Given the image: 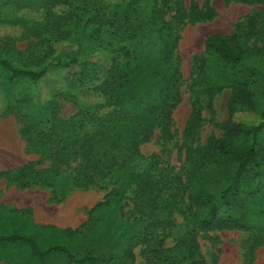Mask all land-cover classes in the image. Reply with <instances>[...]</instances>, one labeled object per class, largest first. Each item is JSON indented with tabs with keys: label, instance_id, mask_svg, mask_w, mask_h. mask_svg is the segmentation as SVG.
<instances>
[{
	"label": "rangeland",
	"instance_id": "374dc122",
	"mask_svg": "<svg viewBox=\"0 0 264 264\" xmlns=\"http://www.w3.org/2000/svg\"><path fill=\"white\" fill-rule=\"evenodd\" d=\"M32 3L35 8L15 10L0 0V55L17 66L35 65L44 55L51 54L47 36L34 28L44 19V10L38 8L37 0ZM77 3L74 1V5ZM52 7L57 15L69 13L62 3ZM137 7L130 23L118 30L108 25L93 30L79 11L71 24L77 38L56 45L63 61L68 60L67 53L76 54L78 62L71 66L50 67L37 82L10 80L0 75V212L13 218L19 216L15 211L29 209L28 223L72 229L80 226L69 249L79 257L90 251L97 264H160L152 252L158 243L150 236L157 235L162 239V247L170 248L193 227L202 209L188 203L191 190L185 185V169L203 150L208 137L222 135L227 103L235 91L233 74L245 75L255 103V112L237 113L235 119L257 123L264 111V0H140ZM234 32L251 55L230 68L204 50V40L211 34ZM166 47L171 58L157 62L156 67L164 72L174 68L179 71L174 89L163 93L171 96L166 99L169 107L166 102L158 103L157 79L153 80V92L144 99L148 100L145 101L149 112L168 108L170 116L157 122L151 137L139 145L141 157L133 162L139 169L148 168L153 162L154 173L161 172L163 177L172 178L174 186L180 185L177 199L183 203L179 202L176 209L161 210L160 217L168 219L169 225L148 235L147 219L139 216V210L156 213L161 206L154 209L148 197L136 187H128L118 200L108 197L111 203H118L108 207V212L90 213L109 191L118 187L117 174L110 172L88 187L71 186L68 177L75 174L78 160L51 166L47 155L27 146L19 116H32L42 128L49 127L53 117L72 118L75 127L83 124L87 130L101 119L111 121L120 117L127 110L123 105L94 107L102 100L99 90L105 73L114 63L132 65L143 58L157 60ZM143 76L147 77L145 72L136 85ZM207 87L212 89V97L204 92ZM193 101L201 117L194 125L190 122ZM257 148H264V128L258 135ZM50 166L56 171L52 172ZM23 167L39 171V178L26 184V178L12 174ZM234 171L230 164L206 165L202 175L207 190L218 196ZM188 204L190 208H186ZM244 208V216L249 220L255 213L264 212V194L246 202ZM220 212L240 216L238 210L228 207H221ZM194 235L204 264H264V230L213 228L196 230ZM129 247L132 259L125 257ZM25 260L26 252L17 250L9 260L0 259V264H25ZM39 264L63 263L55 255Z\"/></svg>",
	"mask_w": 264,
	"mask_h": 264
},
{
	"label": "trees",
	"instance_id": "16d2710c",
	"mask_svg": "<svg viewBox=\"0 0 264 264\" xmlns=\"http://www.w3.org/2000/svg\"><path fill=\"white\" fill-rule=\"evenodd\" d=\"M2 1L11 4L15 10L36 7L32 3L33 0ZM37 1L38 8L44 10V19L35 25V32L47 36L51 54L44 55L35 65L25 66H17L10 59L0 55V75L10 80L37 82L45 77L50 67H67L77 63L78 58L73 52L67 53V61L61 60L62 53L57 51L56 45L74 42L73 39L77 38V33L73 31L71 24H74V17L78 16L79 11L82 13L80 17L86 16L85 24L90 23L93 30L98 31L102 25L118 30L130 23L132 13L138 8L137 2L140 0H114L112 3L107 0ZM74 1H78L77 5H74ZM57 3L66 6L69 13L55 14L52 5ZM70 10H73L74 14ZM204 50L215 55L220 63L230 68H234L246 56L251 55V51L237 32L207 36L204 40ZM170 58L171 52L166 47L157 60L143 58L132 65L114 63L105 73L99 90L102 100L95 103L94 107L123 105L127 110L122 116L115 117L111 121L99 120L88 130L83 124L75 127L72 118L60 120L53 117L51 125L42 128L32 116L24 114L19 116L22 125L21 134L27 146L33 152L47 155L51 160V166L78 160L75 174L68 177L71 186L88 187L107 177L110 172L117 174L118 187L109 191L106 199L94 205L90 213L97 210L103 211L101 214L108 212L106 211L108 207L118 205L116 202L111 203L108 197L111 195L118 200L128 187H136L139 193L148 197L154 209L161 206V209L157 208L160 210L156 213L139 210V216H145L147 219L148 235L154 234L157 228L161 230L169 225L168 219L160 217L161 210L168 207L176 209L179 202L183 203V200L177 199L180 185L174 186L172 178L163 177L161 172L154 173L153 162L149 163L148 168L142 169L137 168L133 162L135 158L141 157L139 145L151 137L157 122L170 116L168 108L149 112L145 101L147 99H144V96L153 92L156 86L153 80L156 79L160 86L158 103L166 102L167 98H171L163 93H170L174 89L179 71L174 68L164 72L160 67H156L157 62L168 61ZM143 72L147 77L143 76L136 85L138 77ZM247 80L245 75L239 73L232 75L231 82L235 86V91L227 103V119L223 133L219 137H208L203 150L185 169V185L191 190V195L187 197L188 203L191 201L197 209H202L193 222V227L185 231L177 243L170 248L162 247V239L157 235L150 236L158 243L152 252L160 264L186 262L204 264L194 235L196 230L207 231L213 228L264 230V212L255 213L250 220L244 216L245 203L261 193L264 194V148H257L258 135L264 128V111L259 114L257 123H246L235 119L237 113L255 112L253 94ZM204 92L212 97L211 88H205ZM166 106L169 107V103L166 102ZM200 118V110L196 101H193L190 122L194 125ZM209 164H230L235 169L218 196H213L205 186L202 172ZM54 167L50 169L52 172L56 171ZM27 169L29 168H19L12 174L26 178V184L39 178V171L35 173L33 169H29L26 174ZM42 178L46 180V175ZM190 207L189 204L186 206V208ZM221 207L236 209L240 212V216L225 215L220 212ZM28 211L29 209L17 210L15 212L19 213V216L13 218L0 212V259L9 260L15 251L24 250L25 264H39L55 255L61 257L63 264H97L96 258L90 251L79 257L69 249L80 226L72 229L59 228L51 224L28 223L26 220ZM125 257L131 259L134 257L130 247L125 251Z\"/></svg>",
	"mask_w": 264,
	"mask_h": 264
}]
</instances>
